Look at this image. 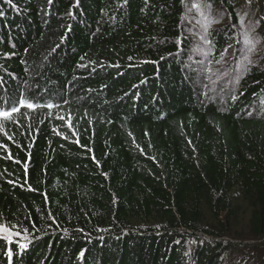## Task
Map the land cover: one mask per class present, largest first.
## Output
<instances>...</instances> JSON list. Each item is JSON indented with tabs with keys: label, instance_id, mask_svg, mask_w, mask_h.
I'll return each instance as SVG.
<instances>
[{
	"label": "trees",
	"instance_id": "trees-1",
	"mask_svg": "<svg viewBox=\"0 0 264 264\" xmlns=\"http://www.w3.org/2000/svg\"><path fill=\"white\" fill-rule=\"evenodd\" d=\"M215 8L250 16L236 0H0V264L264 253V70L209 95L242 43Z\"/></svg>",
	"mask_w": 264,
	"mask_h": 264
},
{
	"label": "rangeland",
	"instance_id": "rangeland-1",
	"mask_svg": "<svg viewBox=\"0 0 264 264\" xmlns=\"http://www.w3.org/2000/svg\"><path fill=\"white\" fill-rule=\"evenodd\" d=\"M236 0V3L239 4L238 9V19L242 21V16L250 15L249 18L247 16V20L241 26L246 28V32H249V36H247L244 32L240 31L241 26L234 27L232 22L230 23L224 17V11L219 8H215L212 12L211 19L216 20L217 29H228L227 32L229 34L235 31L239 32L240 39L242 43L241 46L234 44L231 48L225 50L227 55L229 56L225 63L221 65L226 66L225 64L230 63L232 60L239 62L236 66L232 67V69H228L227 67L216 66L215 68H211L208 72L207 78L205 79L204 85L208 88L210 92V96L216 97L222 95L224 92H228L227 90L237 85H234L241 77L243 72L246 69V66L250 63L264 70V37L261 38L259 34L264 33V28L259 29L260 24L264 22V12L262 11V5H264V0ZM206 1H203L205 8ZM199 5V4H198ZM197 5V6H198ZM200 10V5L199 8ZM206 12L210 13V10L207 8ZM196 10L195 14L199 12ZM194 14V15H195ZM203 19V16L200 15ZM211 21V20H210ZM202 29L207 30L202 23ZM199 24V25H200ZM234 28V30H232ZM232 31V32H231ZM235 33V34H236ZM232 35V34H231ZM194 37V36H192ZM239 50L240 56L237 55L235 50ZM210 56V54H208ZM227 68L228 70H225ZM223 79L221 82L219 80ZM228 79V80H227ZM208 92V93H209ZM263 104H258L257 111L263 112ZM260 113H258L259 115ZM242 252L239 256L235 257L233 260H230L229 264H263L264 262V253L252 254ZM240 259L242 262H240Z\"/></svg>",
	"mask_w": 264,
	"mask_h": 264
},
{
	"label": "snow or ice",
	"instance_id": "snow-or-ice-1",
	"mask_svg": "<svg viewBox=\"0 0 264 264\" xmlns=\"http://www.w3.org/2000/svg\"><path fill=\"white\" fill-rule=\"evenodd\" d=\"M52 2V0H49V3H51ZM69 15H71V12L69 13ZM24 102L23 101H21V104H23ZM28 107H33V105H31V104H29V105H27ZM18 109H16L15 107L11 110V112H15V111H17ZM11 115V113L10 112H7V111H5V112H0V117H4V118H7V117H9Z\"/></svg>",
	"mask_w": 264,
	"mask_h": 264
},
{
	"label": "bare ground",
	"instance_id": "bare-ground-1",
	"mask_svg": "<svg viewBox=\"0 0 264 264\" xmlns=\"http://www.w3.org/2000/svg\"><path fill=\"white\" fill-rule=\"evenodd\" d=\"M10 154V153H9Z\"/></svg>",
	"mask_w": 264,
	"mask_h": 264
}]
</instances>
